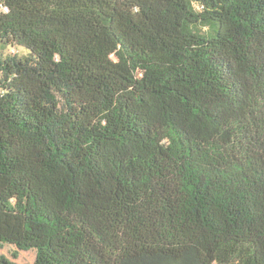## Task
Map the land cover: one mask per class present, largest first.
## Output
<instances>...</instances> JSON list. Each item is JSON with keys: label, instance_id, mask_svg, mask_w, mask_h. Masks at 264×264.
Returning a JSON list of instances; mask_svg holds the SVG:
<instances>
[{"label": "trees", "instance_id": "trees-1", "mask_svg": "<svg viewBox=\"0 0 264 264\" xmlns=\"http://www.w3.org/2000/svg\"><path fill=\"white\" fill-rule=\"evenodd\" d=\"M0 5V264H264V0Z\"/></svg>", "mask_w": 264, "mask_h": 264}, {"label": "rangeland", "instance_id": "rangeland-1", "mask_svg": "<svg viewBox=\"0 0 264 264\" xmlns=\"http://www.w3.org/2000/svg\"><path fill=\"white\" fill-rule=\"evenodd\" d=\"M0 10H1V5H0ZM2 45V44H0ZM13 49V46L12 45H3L1 46V50L4 51L5 54H9L10 51H12ZM16 49H18V51L20 53H23V52H28L25 48H22L20 46H17ZM8 246L4 247L3 249V252L5 254H7L11 259H14L15 261H17L18 263H24V262H31L33 260V256L32 255H25L23 253H20L19 254V257H14L12 255V248H7ZM217 264V263H215Z\"/></svg>", "mask_w": 264, "mask_h": 264}]
</instances>
